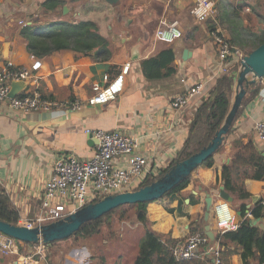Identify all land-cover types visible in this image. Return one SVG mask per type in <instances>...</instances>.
Returning <instances> with one entry per match:
<instances>
[{
    "label": "crops",
    "instance_id": "obj_1",
    "mask_svg": "<svg viewBox=\"0 0 264 264\" xmlns=\"http://www.w3.org/2000/svg\"><path fill=\"white\" fill-rule=\"evenodd\" d=\"M43 1L0 0V64L10 61L15 66L25 67L31 63L20 23L32 26L49 19L86 20L84 0H60L63 5L53 12L41 7ZM119 1L116 6L96 4V11L104 9L114 14L112 18L108 17V21L99 22L97 17L96 21L90 20L108 42L110 55L107 59L69 50L38 58L41 67L37 71L36 86L28 84L16 93L17 96L24 90L36 88L48 99L84 102L92 94L93 83L103 85L104 75L113 76L129 63L123 91L115 100L102 105H87L80 110L67 106L62 113L24 112L11 107L8 99L0 102V185L9 199V205L0 206L1 218L10 220L17 214L23 221L35 216L44 183L51 175L56 157L71 154L85 161L93 156L96 140L84 132L86 128L117 129L138 137L139 152L148 158L146 174L159 173L174 159L187 138L194 111L208 98L215 80L235 65L234 58L219 61L209 36L210 25L215 24L227 40L235 35L238 40L247 41L246 46L233 43L245 55L254 49L255 41L264 34V0H211L215 12L203 22L198 20L201 13L199 0ZM171 24L180 29L181 36L171 42L158 40L155 32ZM166 48H171L174 53L170 66L174 72L165 76L164 69H161L158 75L164 76H146L142 62ZM184 51L189 54L184 55ZM222 64L226 71L220 70ZM196 83L203 84L200 93L186 106L173 110L171 99ZM255 86H259L256 91ZM244 98L246 102L220 149L209 158L212 165L205 167L201 164L195 168L186 188L172 199L162 198L146 206L151 230L169 234L180 242L192 234V223L197 232H204L212 242L221 246L225 264H242V249L226 241L215 226L213 208L222 202L218 197L219 186L223 185L222 168L229 165L249 141L260 154L264 150V143L257 139L255 132V123L264 120L261 82L250 86ZM235 167L231 179L233 184L242 186L250 194L246 205L251 203L253 195L259 196V202L264 196V181L245 178L244 168L250 170L247 166ZM225 191L234 198L233 193ZM208 195L212 198V211L205 219V198ZM191 199L195 200L193 204ZM251 224L264 230V217L252 218ZM209 231L212 236L208 235ZM139 240L136 245L118 241V250L115 247L114 254L96 259V264H132ZM103 244L109 242L103 241ZM19 247L26 251L30 250L31 244L23 243ZM102 248L104 252L108 251L107 246ZM50 249L47 257L38 264H93L86 246L71 247L67 252L59 249L56 254ZM262 252L263 248L259 246L258 254ZM0 264H15L14 258L0 252ZM190 264L204 263L198 260Z\"/></svg>",
    "mask_w": 264,
    "mask_h": 264
},
{
    "label": "built area",
    "instance_id": "obj_2",
    "mask_svg": "<svg viewBox=\"0 0 264 264\" xmlns=\"http://www.w3.org/2000/svg\"><path fill=\"white\" fill-rule=\"evenodd\" d=\"M96 3H104L105 0H93ZM201 13L199 21H206L215 12L211 0H199ZM25 26V23H20ZM181 31L174 24L160 28L155 32L158 40L171 42L180 37ZM219 61L226 62L234 58L238 65L245 54L228 42L217 29L209 30ZM29 66H15L7 61L0 64V102L8 99L11 107L24 112H51L62 113L70 106L72 110H80L90 105H102L116 99L123 91L124 76L128 71L129 63L122 66L119 73L113 76L104 75L103 85L93 83L92 94L84 102L74 101L66 103L44 97L36 88L24 90L21 94L10 98L8 96L11 82L25 80L28 84L36 86L38 81L37 71L41 67V61L30 54ZM221 71H226L221 65ZM264 88V78L261 79ZM203 84L196 83L173 97L170 107L177 110L187 105L192 97L199 94ZM86 134L96 140V148L93 156L88 160H79L71 154H62L56 157L52 166L50 177L44 183L40 205L37 213L30 219L20 221L18 225L28 227L39 226L64 219L76 210L98 201L107 195H115L122 192L133 191L148 169V158L139 152L138 137L126 134L117 129H84ZM257 139L264 143V120L255 123ZM158 172L152 174L155 176ZM264 208V196L260 199ZM215 226L222 235L228 231H234L241 219L229 208L225 202L216 204L213 208ZM245 218L252 219L249 211ZM18 242L0 233V252L2 255L14 258L15 264H38L47 257L49 243L42 241L31 244L30 250L23 251ZM172 255L176 261L190 259L201 260L204 264H225L222 260V248L212 242L210 238L200 232L188 235L184 240L176 242L172 249Z\"/></svg>",
    "mask_w": 264,
    "mask_h": 264
},
{
    "label": "trees",
    "instance_id": "obj_3",
    "mask_svg": "<svg viewBox=\"0 0 264 264\" xmlns=\"http://www.w3.org/2000/svg\"><path fill=\"white\" fill-rule=\"evenodd\" d=\"M62 5L63 2L60 0H44L41 7L45 11L48 10L53 12ZM214 29H216L215 24L212 23L210 25V30ZM21 33L26 40L28 51L37 58H42L61 50H69L75 54L84 56L93 55L97 59L102 60L107 59L110 55L107 40L99 34L96 24L87 19L80 21L49 19V21H45L41 24L34 23L32 26L25 25L23 26ZM236 39L235 35H232V38L228 40V42L233 45ZM239 40L242 41V38ZM263 41L264 34L260 39L255 41L253 48L257 47ZM173 60L174 53L172 49L166 48L161 50L154 57L144 60L142 62V68L148 77L167 76L174 72L172 67H170ZM237 68L238 64L235 63L227 73L215 80L208 98L195 109L193 119L189 125L187 138L184 140L174 159L155 176L146 173L142 175L136 186V190L159 179L176 163L185 160L209 143L215 132L222 125L229 110L233 84V78L231 75L237 70ZM161 69H164V75H158L160 74ZM153 70L154 72H152ZM258 87L259 86H255L254 91H256ZM213 95L214 97L211 99ZM245 102L246 99L243 98L241 106H243ZM241 106L238 109L235 118L241 111ZM220 147L221 145L217 150H219ZM241 149L242 150L236 153L233 161L227 166L224 165L221 171V179L225 189L234 195L233 201L229 204V207L232 211L238 214L241 221L234 231L225 232L222 236L226 241L232 242L241 247L242 250L240 257L242 264H264V230L256 225H252L250 218H245L247 211H249L253 219L264 217V208L261 206L260 202H257L247 209L246 204L249 201L250 194L247 193L242 186L238 187L233 184L231 179V174L237 168L235 165H241L250 168L249 171L247 168H244L243 174L245 178L264 181V157L251 141L243 145ZM202 165L210 167L212 163L207 159ZM190 179L191 174L177 183L171 190L166 192L161 199H172L176 194H179L184 188H186ZM190 202L193 204L195 200L193 201L191 199ZM148 203L149 202H138L125 205L135 208V220L141 223L144 228L132 264H190L198 261L196 259L184 261H176L174 259L172 249L177 240L173 239L169 234H159L150 229L146 216V206ZM7 205H9L8 196L0 185V206ZM122 207L124 206H119L97 219L85 222L70 237L63 240H56L49 244H60L67 239L89 237L93 234H98L105 219ZM18 218L17 214L13 215L10 220L0 217L1 220L13 224H17ZM190 226V231H192V233L197 232V228L192 227V223ZM201 233L204 232L201 231ZM259 246H262L263 248V252L260 255L258 254Z\"/></svg>",
    "mask_w": 264,
    "mask_h": 264
},
{
    "label": "water",
    "instance_id": "obj_4",
    "mask_svg": "<svg viewBox=\"0 0 264 264\" xmlns=\"http://www.w3.org/2000/svg\"><path fill=\"white\" fill-rule=\"evenodd\" d=\"M119 2V0H105V3L111 6H116ZM185 54H189V52L184 51ZM231 77L233 78L232 102L220 128L215 132L206 146L185 160L176 163L162 177L137 190L107 195L94 203H90L76 210L64 219L47 224L28 227L0 219V233L26 244H36L39 241L51 243L70 237L85 222L97 219L119 206L138 202H152L161 199L166 192L171 190L185 177L189 176L205 160L209 159L224 141L225 136L230 131L247 89L250 86L257 85L264 78V41L244 56ZM27 85L28 82L25 80L11 82L8 96L10 98L15 97L16 93L25 89ZM261 155L264 157V150L261 152ZM218 197L220 201L226 204H230L233 201L232 196L225 191L223 185L219 186ZM258 199V195H253L251 197V203L247 205V209L252 204L257 203ZM211 211L212 198L208 195L205 198V219L209 217ZM208 235L212 236V233L209 231Z\"/></svg>",
    "mask_w": 264,
    "mask_h": 264
},
{
    "label": "rangeland",
    "instance_id": "obj_5",
    "mask_svg": "<svg viewBox=\"0 0 264 264\" xmlns=\"http://www.w3.org/2000/svg\"><path fill=\"white\" fill-rule=\"evenodd\" d=\"M84 6H86V13H84V19L95 20L96 17L99 22L108 21V17L111 18L114 14H109L104 9H98L96 11V2L93 0H84ZM243 34V33H242ZM246 42L236 39L235 44L246 46ZM18 224V222H17ZM144 228L141 223L135 220V208L131 206H124L109 217H107L100 228L98 234H93L89 237H77L75 239H67L62 241L60 244L50 245L54 254L59 249H63L64 252L70 250L71 247L86 246L88 248L90 259L93 264H96L99 259H104V255L114 254L115 247L118 250V241H127L131 245L138 242L140 236L143 234ZM103 241H108L109 244H103ZM23 244V243H20ZM102 246H107L108 251L104 252ZM49 247V250H51ZM50 252V251H49ZM106 258V257H105Z\"/></svg>",
    "mask_w": 264,
    "mask_h": 264
}]
</instances>
